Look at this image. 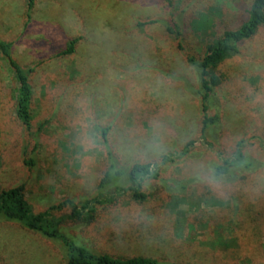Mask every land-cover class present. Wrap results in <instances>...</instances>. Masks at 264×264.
Masks as SVG:
<instances>
[{
    "label": "rangeland",
    "instance_id": "1",
    "mask_svg": "<svg viewBox=\"0 0 264 264\" xmlns=\"http://www.w3.org/2000/svg\"><path fill=\"white\" fill-rule=\"evenodd\" d=\"M251 1L32 0L27 16L28 0H0V38L12 42L20 65L35 67L28 131L15 119L16 81L0 53V188L22 183L35 211L115 195L111 204H95L89 223L68 218L69 204L52 209L60 229L94 251L164 260L175 254L187 264L257 259L264 224L241 216L245 203L264 201V25L220 63L224 79L207 110L220 119L204 132L199 80L187 60L240 23ZM148 20L154 22L137 24ZM73 37L74 51L60 54ZM156 121L166 151L140 154ZM238 141L245 161L257 166L214 176V165L231 157ZM108 150L123 173L134 163L158 172L141 180L143 201L113 185L97 188ZM64 261L58 239L0 218V264Z\"/></svg>",
    "mask_w": 264,
    "mask_h": 264
},
{
    "label": "trees",
    "instance_id": "2",
    "mask_svg": "<svg viewBox=\"0 0 264 264\" xmlns=\"http://www.w3.org/2000/svg\"><path fill=\"white\" fill-rule=\"evenodd\" d=\"M165 1L169 6H172V0ZM27 4V16H29L32 8V0H28ZM148 22H154V20L139 21L137 24L143 25ZM261 25H264V0H252L245 9V16L240 23L235 26L224 28L219 35L208 40L198 57L190 54L187 55V60L195 67L199 80V89L196 92L200 96L201 111L203 114L200 128L201 132H204L208 126L220 119L217 113L212 115L207 113L211 97L224 79L223 73L219 68L220 63L238 54L241 44L246 39L253 36ZM166 30L168 33L173 34L175 38H179L180 33L173 27L166 25ZM77 40L78 37L70 38L67 41V47L63 49L60 54L72 53ZM179 47L182 48L180 44ZM0 53L8 61L10 70L16 81L13 106L15 119L22 127L31 131L33 127V87L30 76L35 67H23L14 59L11 41L0 38ZM46 122L45 120L38 124L35 135L39 134ZM107 128L108 127L101 128V134L105 142L107 141ZM189 143H192V141H189ZM241 144L242 142L238 141L231 157L214 165V176H233L236 169H253L257 166L256 161H245L247 156L241 150ZM35 145H37V143ZM185 147H188V143ZM107 157L109 160V167L100 178L97 188L104 189L105 186L113 185L116 187L117 191H128L134 200L138 202L143 201L146 196L145 193L141 191V180H143V177L146 175L156 177L158 176V172L150 170V163H134L123 173V168L116 166L110 150L107 151ZM32 163L33 161L31 159L29 164L32 165ZM113 168H115V170L112 172L111 169ZM122 174L125 175L126 179L119 184L116 183L115 179ZM128 181L131 182V184L128 186L124 185V183H128ZM116 194L121 193L116 192ZM115 198V195H109L104 199L94 197L85 199L80 205L70 199H66L61 205L64 203L70 205L71 211L68 213V218L81 219L89 223L94 217L95 210H97L95 204H111L115 201ZM61 205L51 206L42 211H35L33 205L26 198L25 187L22 183L0 188V218L14 221L47 238L58 239L62 243L64 250L65 261L63 264H187L182 258H179L175 254H173V257L169 260H164L148 254L116 255L107 251H94L85 244L76 241L73 237L60 229L61 218L55 216L52 209L58 208ZM245 205L246 207L243 209V216L241 217L263 225L264 201L257 202V204H255L256 206L248 205L247 203H245ZM244 215H246V217H244ZM244 229L245 228L241 227L238 228L236 230L237 234L240 235V232ZM184 246V249L187 250L188 245L184 244ZM257 251L260 256L255 260H242L239 259V257H234L228 264H264V248H259Z\"/></svg>",
    "mask_w": 264,
    "mask_h": 264
},
{
    "label": "clouds",
    "instance_id": "3",
    "mask_svg": "<svg viewBox=\"0 0 264 264\" xmlns=\"http://www.w3.org/2000/svg\"><path fill=\"white\" fill-rule=\"evenodd\" d=\"M164 135V126L158 121L153 122L151 133L146 139L142 141V148H138V152L143 155L151 154L154 157L164 154L166 151ZM208 180L213 181L214 177L209 176Z\"/></svg>",
    "mask_w": 264,
    "mask_h": 264
}]
</instances>
